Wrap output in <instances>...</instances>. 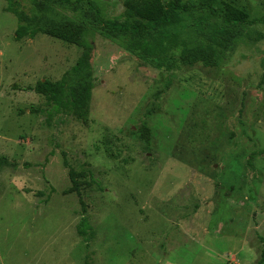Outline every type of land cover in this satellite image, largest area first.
Segmentation results:
<instances>
[{
  "label": "rangeland",
  "instance_id": "1",
  "mask_svg": "<svg viewBox=\"0 0 264 264\" xmlns=\"http://www.w3.org/2000/svg\"><path fill=\"white\" fill-rule=\"evenodd\" d=\"M80 1L12 8L93 33L86 120L33 91L81 50L42 34L16 41L0 0V264H264V0H218L250 24L229 47L212 44L222 54L210 67L184 66L179 46L103 36L97 19L124 22L126 0Z\"/></svg>",
  "mask_w": 264,
  "mask_h": 264
},
{
  "label": "trees",
  "instance_id": "2",
  "mask_svg": "<svg viewBox=\"0 0 264 264\" xmlns=\"http://www.w3.org/2000/svg\"><path fill=\"white\" fill-rule=\"evenodd\" d=\"M3 1L7 3V11L14 14L19 22L14 35L16 41L24 38L33 40L37 34H42L81 50L75 65L60 81H40L33 91L42 95L46 103L55 109L68 107L78 119L86 120L92 90L88 71L93 46L89 36L93 33L82 23L69 20L55 22L46 14L27 18L21 11L12 8V0ZM81 3L83 2L80 0H39V6L46 10L51 5L75 9ZM124 7L125 20L122 23L114 20L104 21L97 19V15L94 16L99 22L103 36H129L130 43L141 51H152L155 48H161L163 51L165 48L162 46L166 43L170 49L179 46V60L184 66L199 62L206 67L218 65L222 52L214 49L212 44L229 47L239 37L238 29L250 24L246 12L218 0H196L194 3L190 0H126ZM202 11L219 20V24L212 23L210 18L201 17ZM195 14L199 18H193ZM24 21L25 25L22 24ZM82 74L86 76L75 84L68 83L69 76L78 77ZM63 92L66 94L65 100L60 96ZM69 176L80 198L76 176L72 171ZM80 204L84 211L81 199ZM90 234V226L82 217L78 235L88 242ZM261 262L264 263V251Z\"/></svg>",
  "mask_w": 264,
  "mask_h": 264
}]
</instances>
